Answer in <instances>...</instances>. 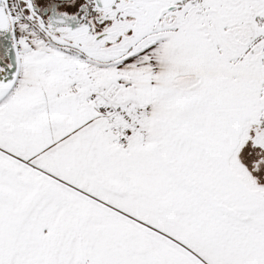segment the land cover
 Instances as JSON below:
<instances>
[{
	"label": "snow or ice",
	"instance_id": "6c2138e0",
	"mask_svg": "<svg viewBox=\"0 0 264 264\" xmlns=\"http://www.w3.org/2000/svg\"><path fill=\"white\" fill-rule=\"evenodd\" d=\"M0 264H264V0H0Z\"/></svg>",
	"mask_w": 264,
	"mask_h": 264
}]
</instances>
